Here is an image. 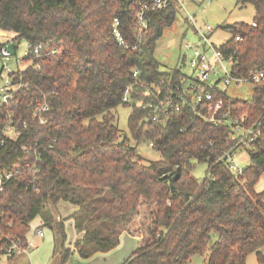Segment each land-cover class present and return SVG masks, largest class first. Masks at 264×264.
Returning <instances> with one entry per match:
<instances>
[{
	"label": "trees",
	"instance_id": "obj_1",
	"mask_svg": "<svg viewBox=\"0 0 264 264\" xmlns=\"http://www.w3.org/2000/svg\"><path fill=\"white\" fill-rule=\"evenodd\" d=\"M147 2L0 0V30L14 34L15 41L57 50L35 61L40 70L28 67L16 74L29 87L0 107L1 113L12 110L27 124L16 142L0 148V170L21 171L0 191V244L26 242L29 223L37 216L63 233L56 208L66 202L74 209L68 218L79 235L75 248L84 258L112 251L121 234L131 233L137 247L122 264H186L205 251V264H248L250 254L264 263V187H258L264 178V123L256 140L241 147L225 125L206 124L184 105L165 121L153 122L149 110L136 104L127 120L130 138L152 144L158 161L139 157L115 125L113 110L127 105L122 102L126 89L139 103L155 100L154 88L159 97L169 95V75L172 86L178 83L181 69L160 71L154 56L156 41L178 10L171 4L149 14V28L138 32L136 13ZM236 3L254 8L255 25L233 24L231 39L220 49L232 56L234 76L264 73V0ZM114 19L123 45L112 32ZM252 90L248 100L227 91L217 95L233 117L247 115L250 126L262 115L264 83ZM43 99L49 109L39 124L29 104ZM26 146L39 152L34 189L27 186L24 166L34 154ZM240 148L249 164L237 175L221 158ZM195 163L207 164L209 175L202 181L192 173ZM70 252L63 248L59 264Z\"/></svg>",
	"mask_w": 264,
	"mask_h": 264
},
{
	"label": "built area",
	"instance_id": "obj_2",
	"mask_svg": "<svg viewBox=\"0 0 264 264\" xmlns=\"http://www.w3.org/2000/svg\"><path fill=\"white\" fill-rule=\"evenodd\" d=\"M187 1L193 2L194 0H148L147 3H140L136 13V28L138 32L146 31L149 28L151 21L149 14L151 15L155 11L167 10L171 4H174L178 11L187 12L184 7ZM186 15L185 20L188 21V25L191 26L197 36L196 44L188 42L183 46L185 50H191L188 62L189 73L184 74L180 70L179 76H177L178 83L173 86L171 84L173 76L169 75L170 77L165 87L169 89V95L159 97L155 93H159L160 90L154 88L155 91H150V93L156 101L148 100L135 103L140 108L149 110L150 120L153 122L165 121L173 110L178 112L180 106L184 105L192 110L195 117L206 124L209 123L218 127L225 125L229 130L230 138L236 141L235 146L241 145L242 147L245 145L249 147L261 133V125L264 123V97L261 101L262 115L256 120L255 124L250 126L246 122L247 115L233 117L230 111L222 107V102L217 95L227 91L226 89L230 86L238 87L248 84L252 88L255 84L264 83V73L254 71L248 77L234 76L231 73V67L234 64L232 56L225 55L220 47L210 41L213 28L207 24H204L203 27H197L195 26L194 18L188 14ZM251 24L255 25L254 23ZM112 28L118 44L123 45L117 19L113 20ZM233 39L237 43L240 42L241 37L235 35ZM13 42L15 43V40ZM16 49L17 47L10 43H0V81L4 79L3 85L0 86V107L8 103L15 92L29 87V84H25L20 80V77H14L17 73H22L28 67L40 70V64L35 61L44 60L46 57L57 54L55 49L46 50L40 44H33L27 41L21 56L17 54ZM171 72L170 74H172ZM137 74V71H133L132 77L136 79ZM129 91V89H126L122 99L123 103H128L132 100ZM173 101L175 104L172 103ZM29 109L32 112V117L37 119L39 124H43L46 121L44 114L49 108L45 99L30 103ZM5 113L3 114L0 111V148L4 147V144L8 141L16 142L22 134L21 127L26 128L27 126L26 121H23L22 124L20 123L14 111L7 110ZM25 150L27 153L32 152L34 154L33 162L28 161L24 165L29 178L27 186L34 189V185L38 181L37 159L39 152L36 148L30 146H26ZM237 153L238 151H226L221 160L227 162L228 169L231 172L240 175L243 167L240 168L236 162H241V155ZM20 174V168H14L9 171L0 170V191L4 190L12 177ZM36 234L40 238L44 236L41 228L37 229ZM10 243L9 245L0 244V264H5L10 257L28 255L35 247V243H33L31 238L24 243L18 239Z\"/></svg>",
	"mask_w": 264,
	"mask_h": 264
},
{
	"label": "rangeland",
	"instance_id": "obj_3",
	"mask_svg": "<svg viewBox=\"0 0 264 264\" xmlns=\"http://www.w3.org/2000/svg\"><path fill=\"white\" fill-rule=\"evenodd\" d=\"M184 7L187 12L178 11L171 26L166 28L162 36L156 41L154 56L160 62V71L170 73L174 67H179L182 73H189L190 67L188 62L191 50L187 51L183 46L188 42L196 44L197 36L191 29V26L188 25V21L185 20L186 14L194 18L196 22L195 26L203 27L204 24H207L213 28L210 41L217 47H221L232 37L230 30L224 27L225 24H250L254 17L253 7L249 4L238 5L236 0H194L193 2L187 1ZM13 38L14 34L11 33L8 37L0 36V43H10L16 46L17 54L21 56L25 50L26 41L18 40L14 43ZM3 82L4 79L0 81V86L3 85ZM226 90L232 98L243 100L250 99L253 92L251 86L248 84L238 87L230 86ZM136 104L131 100L125 106H117L113 110L116 118L115 125L118 127L121 135L128 138L131 146L136 147L139 157L147 161H158L160 156L152 147L144 142L136 144L130 138L127 120L133 110L132 107ZM237 154L241 155V162L236 161L240 168L249 164V157L244 150L240 149ZM206 170V163H195L192 173L195 178L202 181L206 178ZM258 187H264V178L260 179ZM56 210V222L62 220L63 233L56 227L45 226L40 216L35 217L29 223L28 238L30 239L37 228H42L45 237L39 241L36 239L35 242L39 244L38 248L32 249L28 256L21 255V258L15 259V262H6L5 264H59L61 260L60 253L63 248H70L71 251L65 264H122L136 250L137 240L130 235H124L120 237L119 245L110 254L96 253L87 258L81 257L75 248L77 234L71 219L68 218L72 211L71 205L62 202L57 205ZM207 256V251L194 255L186 264H205ZM247 263L264 264L257 261L255 254H250L247 257Z\"/></svg>",
	"mask_w": 264,
	"mask_h": 264
},
{
	"label": "crops",
	"instance_id": "obj_4",
	"mask_svg": "<svg viewBox=\"0 0 264 264\" xmlns=\"http://www.w3.org/2000/svg\"><path fill=\"white\" fill-rule=\"evenodd\" d=\"M71 209H72V211L74 210L73 209V207L71 206ZM71 211V212H72ZM38 229V228H37ZM37 229L35 230V232L33 233V235L30 237L31 239H32V241H33V243H35V247L33 248V250L34 249H36V248H38V246H39V244L38 243H36L35 241H36V239L39 241V240H41V239H43L44 237H45V234H44V236L42 237V238H40V237H38V235L36 234V231H37ZM44 233V232H43ZM124 235H130V236H132V237H134L135 239L137 238L135 235H131V234H127V233H123V234H121L120 236H119V239H120V237H123ZM78 236L79 235H77V238H78ZM68 249H70V248H68ZM113 250V249H112ZM32 253V252H31ZM111 253V251L110 252H108V253H102V254H106V255H108V254H110ZM28 256V255H27ZM26 256V257H27ZM21 258V255H19V256H16L14 259H13V261L12 262H15V259H20ZM11 262V263H12Z\"/></svg>",
	"mask_w": 264,
	"mask_h": 264
},
{
	"label": "water",
	"instance_id": "obj_5",
	"mask_svg": "<svg viewBox=\"0 0 264 264\" xmlns=\"http://www.w3.org/2000/svg\"><path fill=\"white\" fill-rule=\"evenodd\" d=\"M224 27L227 28V29H230V28L233 27V25L225 24ZM10 33H11V32H5V31L0 30V36H1V37H8V36H10ZM11 34H12V33H11Z\"/></svg>",
	"mask_w": 264,
	"mask_h": 264
}]
</instances>
